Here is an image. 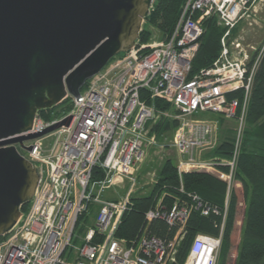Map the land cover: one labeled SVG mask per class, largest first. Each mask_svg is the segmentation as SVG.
I'll use <instances>...</instances> for the list:
<instances>
[{
	"label": "built area",
	"instance_id": "obj_1",
	"mask_svg": "<svg viewBox=\"0 0 264 264\" xmlns=\"http://www.w3.org/2000/svg\"><path fill=\"white\" fill-rule=\"evenodd\" d=\"M263 2L186 0L171 35L145 53L136 49L138 42L129 52L113 59L81 91L82 100L74 99L68 115L45 120L38 112L25 135L41 134L67 117H72V123L25 143V148L16 145L23 158L34 167L40 165L41 177L33 199L0 240V264H174L192 214L220 216L221 211L198 196L175 200L170 209L161 199L146 213L147 226L135 241L128 243L116 237L124 214L132 206L136 172L145 151L159 145L157 136L148 128L161 119L177 121L172 148L179 158L180 175L216 171L221 164L202 157L217 132V126L204 116L224 114L235 118L241 108L239 118L245 120L264 52L250 62L246 54L244 58L232 56L226 44L228 32L222 40L219 59L190 78L204 35L203 24L215 17L219 24L233 29ZM238 91L244 93L242 103L237 99L229 102L228 95ZM157 99L169 103L172 114L158 109L154 105ZM47 139L52 140L48 146ZM235 164L236 157L226 164L230 173L224 178L228 183L224 220ZM126 184L130 189L125 197L105 196ZM86 214L90 220L80 223ZM156 220L178 229L172 241H163L149 232L148 226ZM222 244V232L218 237L197 235L185 264H218Z\"/></svg>",
	"mask_w": 264,
	"mask_h": 264
},
{
	"label": "water",
	"instance_id": "obj_2",
	"mask_svg": "<svg viewBox=\"0 0 264 264\" xmlns=\"http://www.w3.org/2000/svg\"><path fill=\"white\" fill-rule=\"evenodd\" d=\"M155 0H0V239L33 199L41 177L16 145L70 127L72 117L25 135L38 112L81 91L133 49ZM31 151L32 148H27Z\"/></svg>",
	"mask_w": 264,
	"mask_h": 264
},
{
	"label": "trees",
	"instance_id": "obj_3",
	"mask_svg": "<svg viewBox=\"0 0 264 264\" xmlns=\"http://www.w3.org/2000/svg\"><path fill=\"white\" fill-rule=\"evenodd\" d=\"M185 2L186 0L156 1L148 21L158 29L163 38H167L173 32ZM203 28L204 35L199 42L200 46L193 61L190 78L211 68L222 52V39L225 30L219 26L218 20L215 17L206 20ZM149 39V32L142 33L139 42L147 43ZM85 89L86 86L82 91L84 92ZM235 99L242 103L243 91L228 95L229 102ZM154 105L163 111L170 108L169 103L161 99L155 100ZM53 109L41 112L45 120H55L53 116L48 115ZM240 112L241 108L237 115H240ZM221 116L226 117L224 114ZM223 121L219 122L221 126ZM245 123L249 127V132L238 157L225 220L224 209L228 183L224 178L228 177L230 169L223 164H217L221 162L222 158L229 160L233 155L235 139L231 130H228L219 141L216 150L213 151L214 154L208 156L209 158L205 157L213 160L217 165L215 167L217 176L205 171L180 175L177 165L168 161L162 168L160 179L152 193L145 197L132 198V206L124 214L116 237L124 239L128 243L135 241L147 226L146 213L153 209L159 200L162 199V204L170 209L175 200L187 201L189 200L188 196L193 195L219 209L221 215L212 214L209 217H204L200 212L192 214L177 248L174 264H185L197 235L207 234L218 237L221 232L223 233V244L218 264L229 263L235 235L238 237V246L234 264H264V145L262 147L251 145V137L253 138L254 134H259L261 127H264V53L253 80ZM177 126V121L161 119L153 126L151 133L155 134L159 141H162L165 136L173 134ZM254 128L256 130L252 132L250 129ZM181 189L184 190V193L181 192ZM27 206H24L22 210H25ZM89 220L90 216L86 214L80 219V223ZM223 222L224 229L222 230ZM148 227L152 235L166 242L172 241L178 231L176 227H170L164 220L153 221ZM80 232L84 233V230L81 229Z\"/></svg>",
	"mask_w": 264,
	"mask_h": 264
},
{
	"label": "rangeland",
	"instance_id": "obj_4",
	"mask_svg": "<svg viewBox=\"0 0 264 264\" xmlns=\"http://www.w3.org/2000/svg\"><path fill=\"white\" fill-rule=\"evenodd\" d=\"M156 1L157 0H155V3ZM148 18L149 17L144 19L142 23L139 38L142 33L145 34L149 32L150 39L147 43L139 42V39L137 40V43L139 42V44L136 49L141 50V52L143 53L150 50L152 46H155L156 44L165 40V38H163L161 33L158 31V29L149 23ZM219 26L225 30L224 36L228 32L230 33L229 36H227L228 38L226 39V44L232 56L238 58L239 57L244 58L245 57L244 54H246L250 62L254 58L259 57L262 54V52H264L263 51L264 50V2L258 4L256 9L248 17L240 21L239 24H237L233 29H229L222 24H219ZM73 107H74V98L69 95L60 105L56 106L52 110V112L48 115L53 116V118L55 119H60L65 117V115H67L69 112H71ZM165 112H167V114H172L173 110L171 105L170 108ZM240 115H237L236 116L237 118H234L232 120L221 115L204 116L205 120L217 126V132L215 131L216 134L213 139L211 148H209L208 150L207 149L204 150V152H202V157L209 158L208 156L214 154L213 151L216 150L219 141L222 140V138L224 137V135L228 130H231L234 134V139H235L234 152L231 159L229 160L221 157L222 159L220 164H225L226 166V164L233 161V159L236 157L234 174L237 168V161L239 154L247 139V133L249 132L248 131L249 127L246 125L245 120L241 121V119L239 118ZM158 119L159 118H157V120ZM222 120L224 121H223V125L221 126V123L219 122H221ZM155 124L156 123L150 124L148 128L149 131H151V129ZM261 128L262 129H260L259 134L258 133L254 134V137L253 138L251 137V142H252L251 145L255 144L258 147H262L264 145V127L262 126ZM250 130L254 132L256 129L254 128ZM173 134H170V136H165L162 139V141H159L157 139L159 145L154 148H148L145 151V157L141 162V164L139 165L138 171L136 172L137 185H136V190L134 192V197H145L152 193V191L154 190L155 186L157 185L160 179V172L168 161H171V163H174L175 165L178 166L179 158L176 151L172 148ZM51 141H52L51 139H47L45 141V145L48 146L51 143ZM207 160L213 161L211 159H207ZM212 175L217 176V172H213ZM220 177L221 179H223L222 176ZM129 189H130V185L126 184L121 188H115L106 192L105 196L108 197L109 199H119L125 197ZM237 246H238V237L237 235H235L234 246L228 264H234Z\"/></svg>",
	"mask_w": 264,
	"mask_h": 264
},
{
	"label": "bare ground",
	"instance_id": "obj_5",
	"mask_svg": "<svg viewBox=\"0 0 264 264\" xmlns=\"http://www.w3.org/2000/svg\"><path fill=\"white\" fill-rule=\"evenodd\" d=\"M235 145V144H234Z\"/></svg>",
	"mask_w": 264,
	"mask_h": 264
}]
</instances>
